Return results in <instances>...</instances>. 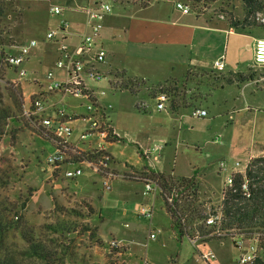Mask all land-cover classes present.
I'll list each match as a JSON object with an SVG mask.
<instances>
[{
	"label": "crops",
	"instance_id": "obj_1",
	"mask_svg": "<svg viewBox=\"0 0 264 264\" xmlns=\"http://www.w3.org/2000/svg\"><path fill=\"white\" fill-rule=\"evenodd\" d=\"M53 1L48 3L46 13L39 8H34L31 14L28 10L21 13L18 24L22 33L29 35L30 32H38V43L24 36L19 41L14 40V45L3 48L6 56L15 55L19 45L30 41L36 43L22 66L27 73L25 79L20 82L23 101L27 104L30 99H40L46 108L45 117L55 118L60 111L74 117L69 137L68 167L71 169L79 166L83 169V174L74 179L75 181L69 180V189L75 193L87 194L91 198L90 205L96 212L90 218L91 221L97 220L102 225L109 221L103 233L97 228L98 236L102 240L110 237L127 242L128 247L120 256L124 261L130 262L145 257L152 264H169L171 261L180 264V248L177 246L181 245L182 241H177V234L171 228L170 219L158 192L147 194L144 192L143 183L127 181L123 176L133 171L150 170L175 177H194L205 197L214 203L219 200L226 175V172L221 171L220 164L226 166L227 162L233 161L234 165L236 162L258 157L251 152L253 153V148L257 150L264 143V115H259L260 109L249 108L247 99L264 92V87L256 84V81L243 79L252 66L254 44L259 35L263 34L251 30H236L229 27L226 21H215L194 13L183 15L167 0H152L144 3V6L124 0ZM99 1L108 3L111 7L110 14L101 21L97 42L105 51V58L103 62L93 64L105 79L93 82L85 78L83 83L95 103L105 109L106 124L113 135L119 138L100 145V149L111 157L109 166L116 176L107 197L102 195L105 192L99 191L97 181L87 176V173L96 175L100 180L101 178L79 163V153L89 152L100 143L96 134H90L86 139L80 140L81 134L90 127V123L82 119L85 115L86 100L63 97L57 92H46L44 80L48 72H52L56 82H62L66 78L64 70L55 67L59 36L56 35L52 41H46L45 34L57 30L62 22H66L67 27L60 29V35L69 48L73 49L81 37L89 32L92 23L82 9ZM52 6L61 10L58 16L50 14ZM29 7L31 9L32 5ZM221 58L225 63L222 72L226 71L221 75L226 78L231 76L232 83L229 86L236 87L242 97L240 99L238 96L236 102L233 97L229 98L234 92L225 91L224 84L214 83L207 75L211 71L212 62ZM81 59L90 62L88 55L81 56ZM114 73H123L125 79L142 81L145 85L140 87L135 95L127 91H113L108 87V81ZM235 75L241 78L236 80L238 76ZM183 81H197L200 92L201 88L211 89V95L223 91L224 94L218 96L215 101H220L225 105L224 108L220 110V106H212L215 125L219 128H233L229 130L230 136L239 132L251 133V139L238 146L231 136L227 144L212 148L211 157L208 156L207 161L200 162L201 165L197 158L189 159V156L186 157V162L180 158L175 163L177 149L183 147V141H178L180 130L187 127V131L192 133V125L196 124L199 126L197 134L203 136L213 125V121L205 120L209 111L202 102L199 108L207 112L203 118L190 116L193 105L176 112L156 110V101L155 107L149 105L148 100H155V97L149 94L151 88L166 82L179 84ZM183 109L188 111L182 112ZM221 116H224L225 120H221ZM203 120L205 121L199 122ZM37 121L40 124L38 119ZM43 141L48 144L50 155L55 151L54 143ZM129 144L133 151L130 150ZM134 147H137L138 151L134 150ZM155 147L157 151L143 155ZM193 161H196V166ZM64 168L55 170V173L58 171L57 173L62 175ZM94 195H98L96 207L92 202ZM141 208L151 210L150 220L138 216ZM105 216L108 217L107 220ZM150 232L155 233V240H147ZM188 241L193 246L198 245ZM231 244V240L200 243V247L205 251L199 250L197 253L210 251L215 254V258L207 264H237L240 253Z\"/></svg>",
	"mask_w": 264,
	"mask_h": 264
},
{
	"label": "trees",
	"instance_id": "obj_2",
	"mask_svg": "<svg viewBox=\"0 0 264 264\" xmlns=\"http://www.w3.org/2000/svg\"><path fill=\"white\" fill-rule=\"evenodd\" d=\"M198 2L199 0H187ZM262 0H242L243 15L226 20L229 27L236 30H251L263 27L256 20V11L263 8ZM16 0H0V49H3L8 35L7 17L14 11ZM144 6V4H142ZM0 63L4 64L14 75V78L4 79L0 75V141L9 137L11 145H15L16 137L27 123H33V132L47 141H53L36 118L23 116L24 102L19 84L16 81V71L6 62L2 50ZM4 62V63H3ZM113 76H123V73H114ZM126 78L119 84L116 91H127L135 95L138 89L145 85L144 82ZM226 79L224 84H231ZM179 98H172L170 111L176 112L184 108ZM22 127V128H21ZM37 127V128H36ZM119 140L109 134L107 141ZM107 154L103 151H89L79 153L80 160H87L96 164L100 157ZM108 155V154H107ZM110 161L112 160L109 156ZM79 160V161H80ZM21 172L15 164L12 154L0 152V264H88L84 256H79L69 245L67 238L73 233L75 223L57 220L44 226L46 237L41 236L40 229L30 226L25 218V211L31 197L30 192L20 189L12 191V186L20 181ZM248 182V197L241 191L242 179ZM127 181L149 183L159 192L168 215L171 228L177 234V241L186 238L193 240L194 236L200 238L199 243L222 241L234 237H243L250 240L257 237V247L264 252V156L254 157L242 177L236 174L231 188L226 190L222 200L223 219L219 225H205L202 212L201 195L194 177H175L170 174L144 170L125 174ZM66 211V210H64ZM67 214L76 217H86L74 210H67ZM92 213V212H90ZM89 217V216H87ZM84 232H90L95 237L93 230L85 227ZM68 242L66 244L65 242ZM73 242V241H72ZM252 264H264V257L256 258Z\"/></svg>",
	"mask_w": 264,
	"mask_h": 264
},
{
	"label": "rangeland",
	"instance_id": "obj_3",
	"mask_svg": "<svg viewBox=\"0 0 264 264\" xmlns=\"http://www.w3.org/2000/svg\"><path fill=\"white\" fill-rule=\"evenodd\" d=\"M52 1L53 0H51V2ZM124 1L128 3H138L140 5L144 4L136 0ZM49 2L50 0H16L15 5L13 6L14 11L12 13H9L7 17V26L9 33L5 36V38L6 40L9 39L10 42L6 41L3 48L7 49L6 46L14 45V40L19 41L24 36H28L29 39H33L36 43H38V41H40V35L38 34V32H35V34H33V32H30L29 35L24 32L22 33L21 27L18 23L22 11L28 10L31 14L34 8H39L41 11L46 13L48 10ZM261 2L263 4V8L256 11L255 15L257 22L262 24L263 27H255L251 29V31H255V33L259 32L263 34L259 35V39L264 38V0H262ZM30 5H32L31 9L29 7ZM243 7L244 6L242 4V0H199L198 2H192L190 4L191 13L208 17L214 19L215 21L233 20V16L241 17L243 15ZM220 16H222L223 18L221 19ZM1 48L2 47H0V49ZM1 52L0 58L2 56ZM225 73L226 71L220 73L211 69V71L207 75L212 78V81L214 83L224 84L226 79L231 78V76L226 78L221 75ZM0 75H3L5 80H7L8 77L14 78V75H12L11 71L7 69L2 63H0ZM240 78L241 76H238L235 79L239 80ZM243 79H245L246 81H256V84H261L264 87V68H249L247 74L243 76ZM15 82L19 84L23 98V90L21 88V84L17 81V79ZM198 85L199 84L197 81H183L179 84L174 82H166L156 85L150 90H147H149V94L152 97H155L159 92L165 93L167 96V110H170V103L172 101V98L175 97L180 99L183 106L187 107L189 105H193V109H201L199 108V105L202 102V104L207 107V111H209L207 117H205V120L208 122L213 121L214 117L212 115L214 113V108L212 106L215 105V108H217V106H220V110L224 108L225 105L221 104L220 101H215L216 98L218 99V96L221 97L224 92L217 91L216 93L211 95V89L201 88L202 92H200L199 88H197ZM224 85L225 91L234 92L229 98L233 97L232 99H234L235 102L238 99V96L240 97V99H242L240 94H238L239 91L236 90V87L229 86L231 84ZM247 99L250 105L249 108L260 109L259 115L263 116L264 92L257 93L256 95L251 96L250 98L248 97ZM242 102L243 101L241 100V103ZM148 103L150 106L155 107V100H148ZM186 111L188 110L183 109L182 112ZM221 117V120H225L224 116ZM205 120L199 122H204ZM215 122L216 121H213V125L208 128V132L203 136L197 134V132L199 131V126L196 124L192 125L194 128L192 133L187 131V127H183L180 130L178 141H183V147H179L180 149H177V153L174 159L175 163H177L180 158L181 160L185 159L186 162V157L188 156L189 159L190 157L197 158V161H199V163L207 161L209 159L208 156L211 157L212 148H218L221 145L227 144L231 136L235 139V145L238 146L240 145V143H244L251 139V133L248 134V132L233 133L230 136L229 130L233 128H219L215 125ZM34 128L35 127L33 126L32 122L27 123V127L22 128L17 135L15 145H11L9 137H5L0 141V152H7L8 154H12L15 159V164L19 168V172H21L20 181L16 182L12 186V191L20 189L24 192L31 193V197L25 211V218L27 223L30 226L35 227L36 229H40L41 236L45 238L46 231L44 229V226L46 224H52L57 220L73 222L76 224V227L74 228L73 233L69 234L66 238L67 241L69 240V245H72L73 251L76 254H78L79 256H84L88 264L120 263L122 261L120 256L115 257L112 251H110L107 247V242L111 240V238L108 237L104 239V241L98 236L97 228L101 229L103 233L109 221H106V225L100 224V222H98L97 220L91 221L90 218L96 213L94 208H92V206L90 205L91 198L87 194H84L82 192L75 193L72 189H69V180L64 179L61 174L57 173L60 170H58L56 173L55 171H49L45 162L46 157L48 156V144L43 141L44 139L37 136L33 132ZM216 137H218L217 141ZM173 139L175 140V136L173 137ZM128 146L129 148H131L130 150L133 151L131 145L129 144ZM134 148V150L138 151L137 147ZM254 149L255 148H253V153L251 152V154L264 156V143L260 145L259 149ZM248 160L249 158L245 159L244 161H239V163L241 164V166H244V164H246ZM193 163L195 164L196 161H193ZM229 163L232 165H230ZM233 163V161L227 162L226 166H229H227L226 169L228 170V168L232 167ZM87 176H90V178L97 181V187L99 191L103 192L100 186V183L102 181L96 175L94 176L90 175V173H87ZM74 181H72L71 183L73 184ZM197 185L198 191L202 192L200 193V195L201 202L203 204L202 212L204 216L206 210L205 206L207 204L216 206L219 200L214 203L211 199L205 197L203 195L204 192L200 189L199 183H197ZM102 195H104V197L109 196L107 192L102 193ZM96 196L94 195V197L92 198L93 206L95 207L97 205ZM218 198H220V194ZM67 210H74L75 212L80 213L83 216L86 215V217L82 218L76 217L74 215H69L67 214ZM105 218L106 220L108 219V217L106 216ZM85 227L93 230L95 237H92L90 232H84ZM225 240L229 239L227 238ZM67 241L65 242L66 244H68ZM181 241V245L178 244L177 246L178 248H180L178 251L181 259L180 264H205L197 260V251L203 250V248L200 247V243L197 246H193L186 238L181 239ZM231 245L233 246V244ZM231 264L234 263L232 262Z\"/></svg>",
	"mask_w": 264,
	"mask_h": 264
},
{
	"label": "built area",
	"instance_id": "obj_4",
	"mask_svg": "<svg viewBox=\"0 0 264 264\" xmlns=\"http://www.w3.org/2000/svg\"><path fill=\"white\" fill-rule=\"evenodd\" d=\"M142 3H149L152 0H136ZM174 4L176 10H178L183 15H188L191 13L190 1L187 0H167ZM85 16L92 23L90 24L89 32L84 34L79 43L73 48L70 49L69 45L64 41L62 35H60V29L67 27L66 22H62L57 30L49 31L45 34L46 41H52L56 38V35L59 36V44L57 48V60L55 62V67L65 72V80L62 82H56L53 79L52 72H48L44 80L45 91L46 92H57L61 96L72 97L75 99H84L86 100L85 105V115L82 119L87 120L90 123L88 131H85L81 134L80 140H84L90 134H96L100 139V143L92 151L100 152L101 143L107 141V136L109 134L110 127L106 124L107 118L105 116V109L95 103V100L92 98V94L88 92L84 87V79H89L93 82H101L105 79V76L99 73L93 64L100 63L104 61L105 51L98 46V38L101 29V21L111 12V7L108 3L99 1L94 3L91 7H85L82 9ZM51 15L58 16L61 13V10L57 7H50L49 10ZM222 19L223 17L220 16ZM36 46L34 41H30L27 44L19 45L18 52L15 55H7L6 62L7 64L15 69L16 79L18 82L24 80L27 73L23 69V64L26 62V59L30 53V50ZM88 55L90 57V62H85L81 59V56ZM225 68V63L223 59H218L212 62L211 69L222 72ZM250 68H264V38L256 40L253 49V62ZM125 81V78L122 76H113L108 81V87L116 91L121 84ZM139 84L140 82H136ZM102 95L103 92H100ZM156 101V110L158 111H167L166 103L167 96L163 92H159L155 96ZM45 105L38 99H30L27 104L24 103L23 115L27 117H33L40 121V125L44 130L53 137L55 151L46 157V166L49 171L54 172L61 167L63 169V178L67 180H74L80 177L83 174V169L79 166H74L69 169V137L72 132V121L74 117L69 116L64 111H60L55 118L45 117ZM207 115V112L203 109H192L190 116L193 118H203ZM111 134L113 135L112 131ZM217 140V139H216ZM157 151V148H153L150 152H146L143 155H148ZM250 160L241 166L239 162H236L232 168L226 169L225 164H220L221 171L226 172L225 178L223 180L222 189L220 191L219 202L216 206L207 204L205 206V215H204V224L205 225H219L223 219L222 215V200L224 199L226 190L231 188L233 183V178L236 174H240L242 177L250 163ZM81 164L89 168L91 171L96 173L102 180L101 186L104 192H108L111 189V183L115 179L114 172L110 169V158L109 155L104 154L100 157L96 164H93L90 161L85 159L80 160ZM144 192L149 194L159 190L152 184L145 183ZM241 191L244 192V197L247 198L248 195V182L245 178L242 179ZM138 216L143 217L147 220L151 219V210L141 208L138 211ZM156 239L155 233H148L147 240L152 241ZM235 249L239 251V257L237 259V264H252L255 259L264 257V252L259 251L257 244V237H252L250 240H247L243 237H234L230 238ZM193 244H199L200 238L194 236L193 240H190ZM145 247V244H143ZM107 247L114 256H121L125 253L128 243L120 239H111L107 242ZM215 258L213 252H198L197 260L205 264L210 262ZM115 264H152L145 257H141L139 260L135 261H124ZM169 264H174L172 261Z\"/></svg>",
	"mask_w": 264,
	"mask_h": 264
}]
</instances>
